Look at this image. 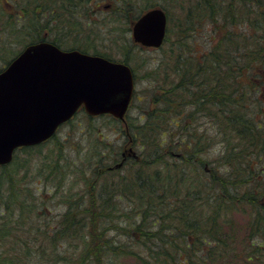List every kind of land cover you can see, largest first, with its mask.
<instances>
[{
    "label": "trees",
    "instance_id": "obj_1",
    "mask_svg": "<svg viewBox=\"0 0 264 264\" xmlns=\"http://www.w3.org/2000/svg\"><path fill=\"white\" fill-rule=\"evenodd\" d=\"M114 1L118 13L125 11V6L133 12L130 1ZM164 1L170 2L171 11L170 6L157 4L165 10L167 20H174L158 47L159 61L148 72L155 76L152 109L144 122H131L134 139L143 143L141 149L146 155L140 154L142 158L132 160L125 172L116 175L115 168L109 166L116 162L120 144L97 136L92 151L84 152L80 160L65 156L61 146L51 154L31 157V162L38 159L34 177L46 191L60 187L67 171L85 185L73 191L72 186L65 188L61 214L48 218L43 211L30 219L34 230L30 238L23 235L20 245L12 243L9 248L16 262L0 250V264H84L83 257L74 258L68 246L59 249L56 241L74 239L89 224L93 230L91 245L95 240L99 250L114 258L132 255L138 264H264V120H259L264 102V0ZM57 2L45 6L36 1L33 16L41 19L57 11L56 20L60 21L50 27L58 34L67 24L60 16L65 13L70 18L73 3L61 0L57 6ZM73 2L82 9L90 0ZM177 6L180 15L172 17ZM23 10L27 12V7ZM29 22L16 26L19 31L23 25L36 31L33 36H24L30 37L25 45L49 40L45 30H36ZM48 24L42 26L46 29ZM200 34L210 38L206 51L195 49L194 39ZM49 41L59 46L55 38ZM203 116L213 121L216 135L227 140L220 149L225 152L222 162L216 168L208 167L201 157L208 143L201 144L205 134L198 131L197 122H192ZM228 133L238 140L230 142L233 138ZM46 141L17 148L11 162L20 149L24 154L34 149L33 153L41 154ZM175 157H179V164ZM222 169L226 171L221 173ZM21 171L5 174L0 181V186H5L0 192V211L11 212L9 203L22 213L31 210L32 205L24 204L21 198L29 194L19 189V182L27 175ZM47 180H56L55 185L46 186ZM42 201L38 206L43 209L48 205ZM123 201L124 223L119 224L116 218L121 212L116 211ZM6 231L0 227L3 236ZM109 231L114 236L110 237ZM32 240L36 242L30 244Z\"/></svg>",
    "mask_w": 264,
    "mask_h": 264
},
{
    "label": "rangeland",
    "instance_id": "obj_2",
    "mask_svg": "<svg viewBox=\"0 0 264 264\" xmlns=\"http://www.w3.org/2000/svg\"><path fill=\"white\" fill-rule=\"evenodd\" d=\"M36 1L39 0H0V69H2L7 62L13 58L14 55H16L28 42L30 37H26L25 39L24 36H33L36 32L33 30H27L24 28L25 25L21 26V31H19V27H16L17 24H20V22L30 24L29 21H32L33 28L35 27L36 30H45V33L49 36L47 39L52 40L55 38L59 43V46L63 49L77 48L84 52L93 54H107L112 57L111 60L129 64L135 74V88L133 98L127 111V121L131 120L133 124L144 122L145 118H147V112L152 109L150 100L152 98V89L155 82V76L153 74L149 75L148 72L154 70L156 61H159V48L145 47L133 40L132 24L137 18V16L133 14H141L151 7H160L157 4L159 2L170 6L169 10L171 11L170 2H165L164 0H128L133 7V12L127 10V6H125V11L118 13L117 10L115 11L117 3H115L114 0H103L97 3L90 0V2H87L86 6L82 9L78 8L71 11L70 18H67L65 13L64 16H60L62 19L61 22L67 24L63 27V33L60 32L57 34L55 30L50 27V25L60 21L56 20L58 16L57 11H55L56 14L54 15L48 13L45 17L36 19L33 16L35 15L33 13V9ZM41 1L42 4L46 6L54 0ZM57 1L58 6L61 0ZM123 4L121 3V8L123 7ZM25 7H27V12L23 10ZM56 10H58V7ZM179 15L180 11L177 6V8L175 7L172 11V17H177ZM172 20H167L166 30H169L172 27ZM45 24H48L46 29L45 26H42ZM64 34H68V36H65ZM173 37L174 36L170 37L167 44L173 42ZM209 40V36H205L204 34L195 36V49L197 51H201L202 49L205 51L208 50ZM170 45H166V48ZM261 104L264 106V102H261ZM263 106L260 107L261 113L259 114V120L261 121L264 120ZM252 107L253 106H251V108ZM192 122H197L195 125L198 124V131L200 132V130H202L205 134L202 137L203 141L201 144L203 142L208 143V146L205 145L201 155L206 159L208 158L207 166L215 168L218 167V164L222 162V155L225 153H222L220 149L224 146V144L227 145V140L222 135H216L217 128L214 126L213 121H210L208 117H199L198 120H193ZM228 134L231 138H233L229 140L230 142L234 143L235 140H238L232 133ZM97 136H101L103 139L117 145H122L127 140L125 125L123 122L116 121V119H113L110 115L90 117L87 115L86 111L81 108L69 121L58 127L54 137L49 138L44 144H42V150L40 151L41 154H38L39 152L33 153L36 149H34L31 154H24V150L20 149L17 150V155L15 154V160L13 163H7L4 164V166L0 165V181H3V176L5 174L13 175V173L18 170H22L24 173H27V175L19 182V189L22 192H29L27 196L24 195L21 196V198H23L24 204L30 203L32 205L31 210L29 212L27 211V213L20 212L19 208H15L14 204L11 203H9L12 208L11 212L5 211L4 209L0 211V216H2V221L0 220V227L7 230L4 233V236L0 233L3 237V239H0V250H2V253L5 251L6 254H9L8 258L12 262L14 260V262H16V259L10 257L11 255L13 256V252L9 249L14 246L12 243L20 245L23 235L30 238V233L34 232L31 228L33 221H30V219L34 218L35 215L39 216V214L43 211L49 215L48 218L61 214L64 205L60 202V200L62 198V193L66 191L65 188H67V186H72L73 191L75 189H81L83 185H85L82 179H78V177L74 176V173H68L67 171L64 182L62 180L59 183L60 187L46 191L47 188L45 185L37 182V177H34L38 167V164H36L38 159L31 162V157L38 158L44 154H51L56 147L61 146V151L65 156L69 155L72 158L77 157V160H80L83 159L84 152L87 150L92 151L91 146H93L92 144ZM142 144L143 143L139 141L136 143L135 150L138 151V153L143 151L140 149ZM131 162L132 161H128L129 164L124 168L116 167L113 169L115 170V174L121 175L122 172H125L128 168L127 166H129ZM138 163H140V161L135 162L134 165H137ZM152 167H149V169ZM221 167H224L223 164ZM224 171L226 170L222 169L220 172L224 173ZM55 182L56 180H47L48 184L46 186L52 187V185H55ZM113 188L114 185L112 184L111 189ZM4 190L5 186H0V192ZM41 201L43 204L48 206L43 209L40 208L38 205ZM125 208L126 201H123L119 204L116 212H121L125 210ZM44 215L45 214H42L41 216ZM122 219L123 216L121 212L119 217L116 218V221L119 224H123L124 222ZM41 220L43 219L41 218ZM27 229H29V231ZM43 229L44 226L43 228H40V230ZM81 233L75 236L74 239L65 238L66 240H57L56 244H58L59 249H63L64 246H68V249L73 252L74 258L83 257L84 264H138V261L132 255L114 258L105 251L101 249L99 250L98 246L95 245V240L92 243V245L95 246H92L90 244V238L93 234V230L90 224L87 227H84V229L81 230ZM50 234L51 233H49V235ZM109 236H114V232L109 231ZM42 238L43 236L41 235V240ZM104 239L105 237L101 238V240ZM35 242L36 240H32L29 243L31 244ZM44 242L47 246H50L48 238H45ZM90 246L95 249L91 251ZM48 248L50 249V247ZM94 255H96L98 259H96V256L94 257ZM27 257H29V255H27ZM2 258L5 260L8 259L4 257ZM0 260L2 261L1 258ZM25 260L28 259L26 258ZM27 262L28 261H25V263Z\"/></svg>",
    "mask_w": 264,
    "mask_h": 264
},
{
    "label": "water",
    "instance_id": "obj_3",
    "mask_svg": "<svg viewBox=\"0 0 264 264\" xmlns=\"http://www.w3.org/2000/svg\"><path fill=\"white\" fill-rule=\"evenodd\" d=\"M166 26L165 10L151 7L133 22V40L159 47ZM133 89L126 63L46 40L27 44L0 71V165L12 160L16 148L50 138L81 105L89 115L123 118Z\"/></svg>",
    "mask_w": 264,
    "mask_h": 264
},
{
    "label": "flooded vegetation",
    "instance_id": "obj_4",
    "mask_svg": "<svg viewBox=\"0 0 264 264\" xmlns=\"http://www.w3.org/2000/svg\"><path fill=\"white\" fill-rule=\"evenodd\" d=\"M133 72V71H132ZM133 78H134V83H135V74L133 72ZM132 100V99H131ZM82 106L79 107V109H81ZM78 109V110H79ZM105 115H109V114H105ZM113 119H116V121L118 122H123L125 125V134L127 136V140L121 145L120 144V151L117 157L116 162L114 163H118V162H122V164L119 167H122L125 163H127L128 161H132V160H139V153L135 150V146L137 141L134 139L135 137V133L132 130V124L130 121H127V113L124 116V119H118L112 115H110ZM133 133V134H132ZM135 151V154H133L131 151ZM124 152V155L122 154ZM139 155V156H138ZM177 156H180L178 154H176ZM118 167V168H119Z\"/></svg>",
    "mask_w": 264,
    "mask_h": 264
},
{
    "label": "bare ground",
    "instance_id": "obj_5",
    "mask_svg": "<svg viewBox=\"0 0 264 264\" xmlns=\"http://www.w3.org/2000/svg\"><path fill=\"white\" fill-rule=\"evenodd\" d=\"M73 1H74V0H72V3H73V4L71 3L72 5H71V7H70L71 11L76 10V9L78 8L77 6H79V5L76 4L77 6L75 7V5H74L75 3H74ZM62 3H63V2H62ZM65 3H66V2H65ZM51 15H52V14H51ZM261 96H262V95H261ZM140 149H141V146H140ZM141 150H142V149H141ZM131 152H132L133 154H135V151L132 150ZM137 152H138V151H137ZM158 152H159V150H158ZM140 154H142L143 156H145V155H146V151H141V152L139 153V155H140ZM139 155H138V156H139ZM201 157L203 158V160H205L206 164H208V162H207V161H208V160H207L208 158L206 159V158H205L204 156H202V155H201ZM139 158H141V157L139 156ZM177 158H179V157H175L174 161H176V163L179 164L180 160H177ZM118 163H119V162H118ZM115 164H117V163H113V164H111V166H112L113 168H116V167H115ZM121 164H122V163H121ZM178 175H179V174H177L176 177H178Z\"/></svg>",
    "mask_w": 264,
    "mask_h": 264
}]
</instances>
